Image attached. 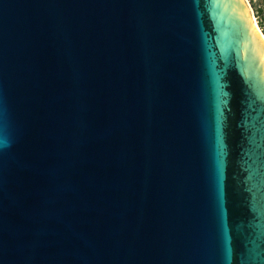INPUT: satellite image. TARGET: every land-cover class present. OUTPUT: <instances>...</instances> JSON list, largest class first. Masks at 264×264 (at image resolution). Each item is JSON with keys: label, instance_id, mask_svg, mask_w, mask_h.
I'll return each mask as SVG.
<instances>
[{"label": "water", "instance_id": "obj_1", "mask_svg": "<svg viewBox=\"0 0 264 264\" xmlns=\"http://www.w3.org/2000/svg\"><path fill=\"white\" fill-rule=\"evenodd\" d=\"M0 264H264L245 0H0Z\"/></svg>", "mask_w": 264, "mask_h": 264}, {"label": "rangeland", "instance_id": "obj_2", "mask_svg": "<svg viewBox=\"0 0 264 264\" xmlns=\"http://www.w3.org/2000/svg\"><path fill=\"white\" fill-rule=\"evenodd\" d=\"M247 2L253 12L255 22L264 34V0H247Z\"/></svg>", "mask_w": 264, "mask_h": 264}, {"label": "bare ground", "instance_id": "obj_3", "mask_svg": "<svg viewBox=\"0 0 264 264\" xmlns=\"http://www.w3.org/2000/svg\"><path fill=\"white\" fill-rule=\"evenodd\" d=\"M247 2V0H245ZM248 3V2H247ZM249 4V3H248ZM254 24H255V27L256 29L258 30V32L260 33V35L262 36L263 40H264V34L262 33V31L260 30L259 26L257 25V23L255 22L254 20Z\"/></svg>", "mask_w": 264, "mask_h": 264}]
</instances>
